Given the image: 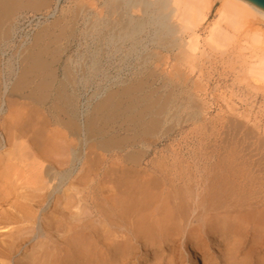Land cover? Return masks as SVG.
Listing matches in <instances>:
<instances>
[{"label":"bare ground","instance_id":"obj_1","mask_svg":"<svg viewBox=\"0 0 264 264\" xmlns=\"http://www.w3.org/2000/svg\"><path fill=\"white\" fill-rule=\"evenodd\" d=\"M51 1L46 0L45 2L46 8L48 7V9L49 8L51 9L53 7L54 4H52L53 1L52 2ZM213 1L214 0H78V1L76 0L77 2L76 4H79V3L82 4V7H81L82 14L81 15H83L85 10L87 9H88L87 11H90L92 9L97 11L99 8L102 10H106V13H105L106 17L105 16H102L101 18L97 17L101 21L95 22V25L93 24L91 25L92 28H89V31H93V33L95 34L94 38L98 34H100V32H103L102 28L103 29L105 28L104 29L105 31H107L108 30L107 28H109V31L104 33V38L102 40H104V43L105 42H107L108 44L112 43L117 53L124 51L125 52L124 55L126 57L133 52L135 55V52H137L135 47L141 44L142 42H146L144 49L147 48L148 44L150 43V46L153 47V50H151L152 53H150V50H149L148 54L147 53L146 54L151 55L154 58V60L151 58V56H149L148 58H151L153 61H158V60L162 61L163 59L165 60L167 59V58L162 59V56L164 57V55H161L162 53H160V51L159 52L157 51L159 49L161 51H165L166 54L168 55L174 56L173 57L174 60L176 59L179 62L182 61L181 63H183V61L187 59L191 60L192 63L193 61L195 62L196 60L195 63H197L198 62L197 57L201 55L205 50H209V49H205V46H208V48L211 47L212 48L211 50L213 49L214 51L221 50V51H224L225 53L227 52V48L229 44H231L229 42L232 39H234L233 38L235 36L234 33L240 30L239 28H241V25L243 26V24L249 23V25L251 26V28H249L250 32H248L250 33V38L248 37L250 40V43L246 39L244 40L248 42V43H245L246 45H250L249 49L252 50L250 51L251 54L245 55L244 57L243 55L242 56L239 55L237 60L239 59L240 56L243 58V59L240 58L242 60L241 65L239 66V68H237L235 67L236 64L235 66L233 64L232 68L235 71L234 75L236 79H238L239 81H246V80L247 82L248 80L252 81L251 84H253L254 88L261 89L264 91V10L252 5L246 0H219L220 2H222V7L219 10V13L217 14L218 17L208 27L206 34H204L205 37L203 36L204 37L203 39L202 35L199 33V30H201L200 28L206 24L209 18V15L212 11L211 10L212 3H214ZM138 11L139 12L141 11L144 17L139 18V16H137L136 14ZM100 13L101 15H103L101 11ZM117 14L122 15L121 19L120 17H118L120 20L114 18L118 16ZM124 16H126L125 19H127V22L125 20L126 24L123 23L122 21V17ZM87 17L88 16H82V18H80V16L79 17L76 16L73 19L67 20L66 22L68 24L70 23V25L73 24V27L77 28L82 24V22H83V25L86 24L85 20ZM92 19L94 20V18ZM88 21L90 22V20ZM67 23H66V26H67ZM85 27H86L85 29H88L87 28L88 26L85 25ZM248 33H246L247 35H245L244 37L248 36L249 35ZM102 37L103 35L101 36V38ZM235 39L238 40L237 37ZM244 40L243 42H245ZM238 42H242V41H238ZM246 45L245 46L243 45L241 48L245 49ZM101 47L103 46L101 45ZM125 47L129 48L128 50L129 52L127 51L128 48H125ZM224 53H222V55H224ZM113 55L115 56V54ZM120 55H123V52ZM234 58L235 57H233V59ZM147 61L150 62L149 60ZM225 62L229 63L228 60ZM155 63L157 64V62ZM160 63H158V65ZM198 63L200 64V62ZM96 64L97 63H94V65ZM158 65L156 67H158ZM195 65L190 64V70L188 71H191V72L189 73H192L194 71L195 67L197 66ZM152 66L155 67L154 65ZM142 67H143V61H142ZM178 68H174V71L172 70L173 73L170 71L171 73L168 75V77H165L164 75L165 73L163 74L164 77L162 75V77L165 78L166 79L165 81L167 82V83H164L165 85L168 84V82H172L171 84L175 85L177 84L178 81L181 83V86L186 85V81L189 80L187 79L189 76L186 78V76L183 75L185 71L182 70L183 72H181L180 67ZM154 69L156 71V68ZM144 70L145 69H143V71ZM200 70L202 69L200 68ZM155 71L154 73L156 74L157 72ZM11 72L12 70L9 71V73ZM145 72L146 70L144 71V73ZM151 73H153V71H150V74ZM94 74L91 73V75H94ZM135 74H137V72ZM153 74L149 76H153ZM159 74H162V72H160ZM185 74L188 75L187 73ZM138 77L139 76H137L136 78ZM129 80H132V79H130L129 77ZM140 81H143L142 78ZM152 81H150V83H152ZM85 82L87 81L85 80ZM115 82L117 83V80ZM122 82L124 83L126 81L124 80ZM129 82L131 83L132 81H129ZM143 82H142L143 84L140 83L141 85L137 83L138 85L132 86V87H130L131 85L129 84L130 86L128 85V87L130 88L125 87V85L128 83L127 82L125 85H122L123 87L121 88L119 93H115V92H118L117 88L121 87V86L118 87L117 85V88H116L117 91L114 90V92L112 91V93L109 94L112 96H109V95L106 96V98L108 96L110 98V100L107 102L108 104L105 101V104H103L102 106L100 105L103 109L104 108H106V110L108 109V111L109 110L111 112L115 111L117 114L121 113V116L124 114L123 111L125 112V114H127L123 118H125L127 121H130L127 124V127H128L127 136L128 137L129 135L133 136V134L134 135L138 134L137 131H139V128L142 126H145L143 124L144 118H145L144 116L145 115L148 116L147 115L148 111L150 114L155 113L156 114L155 116L161 115V116L167 117L166 120L168 121V123L169 122L171 123V121L169 120H172L173 118L175 119V117L173 118L168 117L170 115V112L172 113L173 108L171 107V105L174 104L173 100H175V98L172 100L173 96L171 97V93H168L169 90L167 91L168 95L166 94L165 97L162 96L163 94L162 93L163 91H162L161 92L162 94L160 95V98L158 97L157 102L152 101L154 102V105H155V103H158L159 101L161 102V100H159L161 99V96L162 98L163 97L165 98V102L163 103L162 101L161 103H159L158 104L159 106L157 105L158 107L156 106L155 109H154V106H152L151 102L150 103L148 102L152 100V98H150L149 96L148 98L145 97V99L143 97L146 95L144 96L140 95L138 97H134L135 92H138L137 94L143 93L144 85L145 84L147 85L145 81ZM163 82H164V79L162 80V83ZM193 84L194 85L192 86V89L198 88L200 90V86L197 87L198 83L195 84L194 82ZM149 85L147 86L149 87ZM181 86L179 85L178 87L181 88ZM173 87L177 88V85ZM173 87H171L170 92H172ZM165 88L167 89V87ZM154 90L155 89H153L151 91L152 93L148 95H151L152 97L153 94H155V91H157V90L155 91ZM190 91L192 92V90ZM73 92H74V89H73ZM156 94L157 96H159L157 92ZM70 95L71 94H69V96ZM74 95L75 94H73L72 96ZM186 95L188 96V94ZM189 96L191 99L192 96L191 95ZM7 98L4 100V102L8 104V107L9 105L13 106L11 104H13L14 102L8 101L9 99L7 100ZM23 98H26V97H23ZM113 98L117 100L121 98L124 99L123 102L125 101L126 105L124 106L123 111L121 110V105L123 104L121 100L117 101V102H121L118 104L114 102L116 105L115 107L117 109L118 108L120 109L119 113L117 112L118 110L117 111L115 110L116 108H113L114 105L113 106L110 105L111 103H113L112 102ZM69 100H71V103H70L71 104V107H70L71 115L70 116L72 119L75 118L73 120L71 118L70 119L72 121L79 120L81 126H83V123L84 122L86 123V121L88 120H85L82 122V119H81L82 114L79 111V108H77V106L74 105V103H76L75 101L76 99L73 100L70 97ZM1 102L2 101L0 99V108L3 104V102L2 104ZM143 102H145L144 104L146 106L143 108H140V105H141L140 103H143ZM192 103L193 105L195 104L194 102ZM180 104H181V108L183 109L186 107V105L188 106L190 103L188 104L180 103ZM20 107L24 109L23 111L24 114L20 110V112L19 111L17 112V113H20V115L19 116L17 115V116L23 119L16 118V120L14 121V119H12L11 117L10 119L8 117L9 119L6 120V119H3L0 114V205L1 206L4 205L0 209V224L13 225L14 228L17 230V232L11 233L6 239L1 238L2 240L0 241V250L4 251L2 253V256L12 259V255L16 250L20 251L24 249L25 247H27L28 243L31 242V238L27 236L26 237L22 236L23 234L27 232L28 233L32 232V233H35L36 235L44 236L45 238L44 243H46L47 245L45 247H42V251H40L36 257L30 258V259H27V258L21 259L20 262L16 264H133V263L136 264V262L138 261V258L141 257V255L143 256L145 254L146 256L148 254V251L151 250L152 248L155 250L156 249L155 247L161 246L162 242H166L169 239H173L175 237H180V239L181 237H183L185 238V240L188 239V241L190 242L192 240L194 243H197L200 239H205V240H209L213 242V244L215 245H219L220 242L222 243V241L229 235L232 236V234H236V233L241 234L242 232H244V229L246 228L247 229L251 228L255 234L257 233L256 235H258V233L259 234L264 233V207L259 208L257 206V204L264 202V200L260 199L257 202H250V200H248L249 198L252 199L251 198L252 193L256 192V190L250 188L255 182L254 181L255 176L253 175V173H251L252 169L248 170L251 174L244 169H242L241 172L238 171L237 168L232 169L231 168L232 166L230 165H234L235 160L233 164L231 162L227 163L226 161L225 166H218L216 170H214L215 168L208 169V167H204V170L202 168H197V170H194V171H191L190 168H189L190 171L169 170L166 167H165L166 169H164L163 167H162L163 169H151L152 168L151 167L150 170H145L143 168H136V167L131 168L127 166L128 165L127 162H129V160H131V162L136 160V163H137V161L142 158L143 154L142 155L140 154L141 158L139 157L140 159L137 160V158L134 157V155L139 156V152H142V148L140 146L141 150L139 151L138 149L139 152L136 154L135 152L136 150L131 149V147L133 148L136 144H134L133 141H132L133 144L128 141L129 143L127 142V147L129 146L131 151L133 150L135 151L129 152L127 154H125L123 151L122 154H124L125 156H119L121 157L122 164H124L126 167L123 165L121 166V168L113 169V166L111 165L112 166L111 169H104L105 167L103 168V164L100 161V165H99L100 169H96V167L98 166L96 163L98 162L97 160L96 161L94 160L96 158L93 159L91 157L94 151L93 150L94 144L92 142L93 138L90 137L91 142L89 143L91 145L93 144L92 153L90 152L89 154L90 149L86 150L88 153L85 152L86 154L83 159L84 153L82 154L80 152L81 150L80 151L79 149L77 150L78 144L75 143L76 140L73 137L78 139V141H81L80 139H83V138H80L79 136L80 130H77L78 123L75 124L76 122L74 121L75 123L73 124L72 122L70 126L65 121L63 116L59 113L58 109H53L52 105L50 108L47 106L49 109L46 108L43 111L34 110L35 112L31 111V109H33L32 107L31 109H28L27 102L26 104H22ZM182 109H180V111ZM175 110L176 109L174 108V112ZM134 111H135V115L137 113L136 111H138V115H139V116L137 115L134 116L133 119H136V121L131 118V116L134 114V113L132 114V112ZM193 111H191L192 114H193ZM174 112L173 114H171L172 116L174 115ZM194 113H195V116H199L198 110L194 111ZM113 114L115 113L112 112L110 116ZM130 114L132 115L129 116ZM154 117L153 118L150 117V118L154 119ZM123 118L120 121V123L124 121ZM162 118L159 116V118L156 117V120L153 121L156 123L155 125H157L159 128L161 124L159 125L157 123L162 122ZM151 119H148V120H151ZM131 120H133L134 122ZM164 120L165 119H163V121ZM153 122L151 123L148 121V123H151L152 126L154 124ZM50 124L51 125L54 124L57 128V130L56 128L55 130L53 128V131H49V133L53 132L51 136L49 133H47L48 132L47 129ZM147 124H146V130H144L145 129L144 128L143 129L144 132L142 131V129L141 131L145 133L146 135H150V133L151 134L153 133L151 130L154 131L155 129L152 128L150 130L151 124L149 125L150 126L149 128H147L148 127ZM60 127L61 129H58ZM65 127L67 128V130L69 129V131L71 132V135L70 136L68 135L69 138H67L65 135L66 130L62 132L63 131L62 129ZM147 130L148 132L149 131L151 132L147 134ZM83 132L88 133L89 131L87 132L84 130ZM117 132L119 131L117 130ZM84 133L81 136H83ZM117 135L118 133H116L114 136L116 137ZM142 136L143 135H141V137ZM115 137L113 138L115 139ZM133 137H129V139L130 138L132 139ZM88 138H86L87 141H89ZM104 138L105 140L103 141H106L107 140L106 137ZM100 142L101 141L99 140L98 144H100ZM139 142L140 140H138V143ZM121 143H119V145L118 143H116L118 145V146L116 145V147L123 148L122 145L124 144L121 145ZM102 144H104V142ZM64 145H65V149L63 148ZM91 145L88 146L86 144L88 148ZM120 145L122 147H119ZM219 146H221L222 148V145H219ZM97 147L99 146L97 145ZM214 148L216 149V146ZM225 149L228 150L227 148ZM143 150L145 151V149ZM218 150H221V149H218ZM62 151L67 153V155H64L65 153L63 152L64 157L66 156L65 158L59 157L61 156L60 153ZM227 152H226L227 155H225L224 157L230 155V154L228 155ZM97 153L95 152L93 157H96L95 155L98 156L100 152L98 154ZM219 153L220 152H218V154ZM232 153H234V151ZM218 154L216 155L219 156L220 154L219 155ZM100 156L101 155H99L97 159H100L101 158ZM202 158L203 157H201V159ZM236 158L237 157H235V159ZM160 159L161 158H159V160ZM246 159L248 158L246 157L245 161ZM222 160L225 161V159H222ZM191 161L193 162V160ZM198 161L200 163V160ZM216 161L217 160H215V162ZM78 162H82V165H83L81 166L82 168L79 172L77 170ZM116 162L118 161L116 160L115 163H113V165L115 164L116 166L117 165ZM161 163L163 162L161 161ZM211 163H208V164H211ZM139 164L140 162L138 161V165ZM254 164H257V163H254ZM238 165L241 166V164H238ZM250 166H253V165H250ZM250 166H246V167L249 168ZM233 168H235V166H233ZM261 186L262 184L260 185V187ZM50 187H52L51 191L49 190ZM263 188L262 189L258 188L257 192L259 191V193H261L262 191V193H264ZM80 194H83V198L88 202V207L92 215V218L88 222L81 221L77 210L76 211L74 210L76 206V201L77 199H79L78 197ZM263 196L264 195H262L261 197L263 198ZM50 202L54 207L52 208L53 209L52 212H50L51 210L49 211L48 210L49 208L46 207L47 204L50 205ZM77 203H78L77 206H79V202ZM6 206L10 210H7L5 208ZM77 206L76 208L79 209ZM252 206H254L255 209H251ZM47 220L57 221L55 223L56 224L55 227H62L60 229H63V230H60V231H64L62 232L63 234L61 233L62 235L59 234L60 235L59 236L58 234L52 233L53 227L51 226L53 225L50 223L51 226H49L50 224H47ZM256 235L253 234L252 238H254V236L256 238ZM236 236H241V235H236ZM236 236H234V238ZM262 236L263 238H260L261 241L262 239H264V234ZM244 237L245 236L243 235V238ZM258 237L257 239H259ZM252 238H251L252 244H250L251 246L254 244L253 242H255L254 239ZM178 241L180 240L178 239ZM228 241L229 240H227L226 242ZM231 241H233V239ZM206 242L205 244H207ZM241 242H242V239H241ZM257 242L259 241L256 240V243ZM228 244L229 242L224 245L222 244L221 245L222 249L216 248L217 250L220 249L219 252H214L213 250L214 247L211 249L213 251H211L210 249L208 250L206 247H204L203 250H205L206 248L207 251L210 252V255H211L210 259H212L211 261L212 264H253V261H251L252 259L250 256L251 254L246 253L245 250H244L245 253H243L242 249L240 250V247L243 245L240 246V244H238L239 245V246L237 245L238 247H230ZM232 244L230 243V245ZM235 244L237 243H234L233 245ZM248 245H249V242H248ZM261 245L262 244H260V246ZM185 246L187 245L185 244ZM201 246L199 250L200 249L202 250ZM164 248H168V247H164ZM169 249L171 250V247ZM253 250H255V248L252 249V251ZM156 252H158V250ZM259 253L260 254H258L259 255L258 260L261 259L260 257L264 254L263 253L261 255V251ZM197 256H199V254ZM155 257L156 256H154V258ZM256 257L257 256H255V258ZM169 259L170 258H168V260ZM253 259H254V255H253ZM201 260L203 259L201 258ZM149 261L150 260H148L147 262ZM170 261H172V259H170ZM255 263L257 264V262ZM193 264H198V263L194 261ZM202 264H203V261H202ZM208 264H210V262Z\"/></svg>","mask_w":264,"mask_h":264},{"label":"rangeland","instance_id":"obj_2","mask_svg":"<svg viewBox=\"0 0 264 264\" xmlns=\"http://www.w3.org/2000/svg\"><path fill=\"white\" fill-rule=\"evenodd\" d=\"M52 1L51 2H52V4L55 5V7L53 5V7L51 9L50 8L48 9V7L46 8V3H45L46 0H0V94H1L0 99L3 102V104L1 102L2 106L0 108V110H1L0 114H1V117L3 119L8 120L10 117L12 119H14V121L16 120V118L17 119H23L21 117L20 118L18 117L20 115V113H17V112L18 111L20 112V110H21V112L24 111V109H22L23 106L22 107H20V106L22 104H26V102H27L28 109H31V107L33 108V109H31L32 112H35L34 110H36V111L42 110L43 111L44 109H46L48 107L50 108L52 105V108L58 109L59 113L63 116L65 121L70 126H71L72 122H73V124L75 122H76L75 124L78 123V128L79 127L80 128L79 129L77 128V130H80L79 136H80V138H83V139H80L81 141H78V139H76L73 136L72 137L76 140L75 143L78 144L77 150L79 149V151L81 150L80 152L82 154L84 153L83 159L85 157V154L88 153L86 150L90 149L91 151L89 150V154H90V152L92 153V147H93L92 145L93 144H94L93 150L96 153L100 152L99 155H101L100 156L101 158L103 157L102 159L101 158L97 159L99 157V155L98 156L95 155L96 157H93L94 153H95L94 151H93V154L91 155V157L93 159L96 158L94 160L95 161L97 160V162L99 163L98 164L95 162L98 165L96 167V169H100L99 168L100 161L103 164V168L105 167L104 169H111L112 166H113V169L114 168H121V166H123L124 164H122L121 157H119V156H125L124 154H122L123 151L125 154H127L129 152H134L136 150L135 152L137 154L141 150L140 146L142 148V152H144V153L139 152V156L134 155V157H136L138 160L141 158L140 154L141 155L143 154L142 158L140 160H138L141 165L140 164L138 165V161L136 163V160H134L135 162L134 161L131 162V160H129V162H127V164H128L127 166H129L131 168L132 167L133 168H135V167L136 168H143L145 170H150L151 167H152L151 169H163V168L166 169L167 168L169 170H180V171H190V169H191V171H194V170H197V168H202L204 170V167H208V169H210V168L214 169L215 168L214 170H216L218 166H225L226 161H227V163L231 162L233 164V162L235 160L234 165H230V166H232L231 167L232 169L237 168V170L240 172L242 169L246 170L247 172H249L248 170L252 169L251 173H253V175L255 176V180H254L255 182L253 183V185L250 188L256 190V192H253L251 195V198L253 200L250 198L248 200H250V202H257L260 199L264 200V196H263V198L261 197L262 195H264V193H262V191H261V193H259V191L257 192L258 188L262 189L264 186V181H262V180H264V178H263L264 177L263 176L264 175V173H263L264 172V91L261 89L254 88L253 84H251L252 81L248 80V82H247V80L246 81H239L238 79H236L235 75H234L235 71L232 68L233 64H234V66L236 64L235 67L239 68V66L241 65V61H242L240 59V58H242L241 57L242 55L244 57L245 55L251 54L250 51H252V50L249 49L250 45L245 44L248 42L250 43V40H249L250 33H248V32H250L249 28H251V26L249 25V23L243 24V26L241 25V28H239L240 32L238 31L239 33L238 32L234 33L235 36L239 34L238 36H236L238 38V40L235 39L236 38L235 36L233 37L234 39H232L231 41H233V40L234 41L233 42L230 41L229 43H231V44H229L228 48L226 47L227 52L224 53V51H221V50H215L214 51V49L211 50L212 49L211 47L208 48V46H205V49H209V50H205L201 54L202 56L199 55L200 58H199V56L197 57V60H198V62H200V64L198 62L195 63L196 60H195V62L193 61V63H192V61L188 60V59L184 60L183 63H181L182 61L179 62L176 59L174 60V58H173L174 56L168 55V54H166L165 51H161L160 49L157 51L158 52L160 51V53H162L161 55H164V57L162 56V59L163 58H167V59L166 60L163 59L164 61L162 59H161L162 61H159V60L153 61L154 58L151 55H147L149 50H150V53H152L151 50H153V47L150 46V43L148 44L147 48L144 49L146 42H142L141 44H139L135 47V49L137 51V52H135V55L133 52L126 57L124 55V53H125L124 51H122L123 55H120V54H122V52L117 53L116 49L112 43L108 44L107 42H105L106 43L105 44L104 40H102L104 38V33L109 31V28H107L108 29L107 31L104 30L105 28L104 29L102 28L103 32H100L101 35L98 34L96 36L97 38L96 37L94 38L95 34L93 33V31H89V28H92L91 25H93V24L95 25V22L101 21L98 18H101L102 16L106 17V15H105L106 10H102L99 8L97 11H95L94 9L87 11L88 10L87 9L83 13V15H81L82 14V12H81L82 4L81 3L76 4L77 3L76 0H52ZM213 2L214 3H212V9H211L212 11L209 15V18H208L206 24L200 28L201 30H199V33L202 35L203 39L205 37L204 34H206L208 27L217 19V17H218L217 14L219 13V10L222 7V2H220L219 0H214ZM100 11L102 12L103 15H101ZM91 13H93V14H91ZM136 14H137V16H139V18L144 17L142 15L143 13L141 11L140 12L138 11ZM119 15L114 17V18L119 19L118 17H120V19H121L122 15H120V16ZM76 16H78V17L80 16V18H82V16H88L87 17L88 19L86 18V20H85V22H86L85 25L88 26L87 27L88 29H85L86 27H85V25H83L82 21H81L82 24L77 28H74L73 24L70 25V23L68 24L66 22L67 20L73 19ZM92 18H94V20ZM125 18H126V16L122 17L123 23H125V20L127 22V19H125ZM97 19H98V21H97ZM88 20H90V22ZM66 23H67V26H66ZM246 33H248L249 35L244 37L245 35H247ZM102 35H103V37L101 38ZM98 38H99V40H98ZM244 39H246L248 42H246ZM243 40L245 42H243ZM238 41H242V42H238ZM101 45L103 47H101ZM243 45L244 46L246 45L245 49L241 48ZM128 47H125V48H128ZM226 48H224V49H226ZM123 49H124V47H123ZM128 50H129V48L127 49V51ZM113 51H115V52H113ZM206 51H208V52H206ZM116 53H117V55H116ZM222 53H224V55H222ZM113 54H115V56ZM141 55L142 56L144 55V56L142 57ZM239 55H241V56L239 57V59H238L239 61H238L237 58ZM149 56H151V58L153 60L151 58H148ZM230 56H231V58H230ZM233 57H235L236 59L234 58L235 59L234 60ZM107 58H109V59H107ZM150 59L152 62L150 61ZM199 59L202 61H200ZM120 60L121 61L123 60V61L121 62ZM141 60L143 61V67H142V61ZM145 60H146V62H145ZM147 60H149L150 62H148ZM224 60L225 61L228 60L229 63L225 62ZM176 61H178L179 64ZM144 62H145V64H144ZM153 62L154 63L157 62V64L155 63L156 64L155 65ZM238 62H240V63H238ZM94 63H97V64L99 63V64L94 65ZM158 63H160L159 65H161V66H159ZM230 63H232V64H230ZM190 64L191 65H193V64L197 65V66L195 65L196 67L192 73H189L191 71H188V70H190ZM152 65H154L155 67H153ZM157 65H158V67H156ZM174 65H176L177 67ZM173 67L174 68L180 67L181 72L185 71L183 73V75H185L186 78L189 76L187 78L189 80L186 81L185 86L184 85L181 86V83L179 81L178 82L180 84L178 82L175 85L171 84L172 82H168V84H166L167 86L164 84V83H167L165 81L166 79L163 78L164 75H165V77H168V75L172 72V70L174 71ZM154 68H156V71ZM200 68L202 70H200ZM96 69H97V71H96ZM143 69L146 70L145 73H144L145 70L143 71ZM11 70H12V72L9 73V71H11ZM94 70H95V72H94ZM150 71H153V73L155 71L157 73L156 74L154 73L155 75L153 73L150 74ZM136 72H137V74H135ZM138 72L139 73L141 72V73L139 74ZM160 72H162V74H159ZM91 73L92 74L95 73V74L91 75ZM185 73H187L188 75H186ZM152 74H153V76H149ZM162 75H163V77H162ZM200 75L202 78L200 77ZM135 76L136 77L139 76L140 78L138 77L139 78L138 79ZM129 77L132 80H129ZM141 78L145 82L148 80L146 83H147V85L150 84L151 86L149 85V87H148L145 84L144 89H143L144 94L143 93L137 94L138 92H135V96L134 95L133 96L138 97L140 95L141 96L146 95L143 97L144 99H145V97L148 98V96H149L150 98H152V100L148 101V102L149 103L151 102L152 106H154V109H155L159 103H161L162 101H163V103L165 102L164 97L167 94V91L169 90L168 93H171V97L173 96L172 100L174 98H175V100H173L174 104L171 105V107L173 108L172 113L170 112V115L168 117H172V118L175 117V119L171 118L173 120V122H172V120L168 119L169 121H171V123L170 122L168 123V121L166 120L167 117H164L161 115L155 116L156 115L155 113L150 114L148 111L147 112L148 114L145 113L148 116H146V115L144 116L145 118H144L143 124L145 126H142L139 128L140 132L137 131L138 134L140 133L143 136L141 137L140 134H139V136H138V134H135V135L133 134L134 137L129 135V137H133L132 139L130 138L131 139L130 140L129 137L127 136L128 135L127 124L130 121H127L125 118H123V117H125V115H127L123 111V108L126 105V102L125 101L123 102L124 99H122V98L119 99L122 101L123 104L125 103L124 105L123 104L121 105V110L124 113L122 116H121V113H119L120 109L119 108L117 109L115 107L116 106L115 103L116 104L121 103V102H117V101H119L117 99L113 98V101H112L113 103H111L110 105L111 106L114 105L113 108H116L115 110L116 111L118 110L117 112L119 114H117L115 111H112L115 114L111 115L112 116L111 117L110 114H112V112L110 110L108 111V109L106 110V108L103 109L101 106L103 104H105V101L107 103L110 100L109 96H112V95H109V94L112 93V91L114 92V90H116L117 85H118V87L119 86H121V87L117 88L118 92H115V93H119V91L123 87L122 85H125L127 82L128 83L125 85V87H128L129 84L131 85V86L130 85L129 86L132 87V86H136V85L142 83L143 81H140ZM170 78H171V76H170ZM163 79H164V82L162 83ZM85 80L87 82H85ZM116 80H117V83L115 82ZM124 80L126 82L123 83L122 81H124ZM152 80L155 82H153ZM159 80H161V81H159ZM119 81H120V83H119ZM129 81H132V82L130 83ZM139 81H140V83H139ZM150 81H152V83L154 85L152 83H150ZM157 82H159V83H157ZM194 82H195V84L198 83L197 87L200 86V90L198 88H197L198 90L192 89ZM70 84H72V85H70ZM164 85H165V87H167V89L164 87ZM176 85H177V88L176 87L174 88L173 86H176ZM179 85L181 86V88L178 87ZM73 86H74V88H73ZM146 86H147V88H146ZM130 87H128V88H130ZM150 87L152 88V90L153 89L157 90V91L154 90L155 94H153L152 97H151V95H148V94L152 93L151 92L152 90ZM171 87H173L172 92H170ZM183 87H185V88H183ZM162 88H163V90H162ZM73 89H74V92H73ZM190 90H192V92ZM154 91H153V93H154ZM173 91H174V93H173ZM147 92H149V93H147ZM156 92L158 93L159 96H157ZM115 93H113V94H115ZM69 94H71V95L69 96ZM73 94H75V95L72 96ZM161 94H162V96H164L163 97L164 100L161 96V99H159V100H161V102L159 101L158 103H155V105H154V102H157L158 97L160 98ZM186 94H188V96ZM7 95H9L11 98ZM107 95H109V96L106 98ZM189 95L192 96L191 99H190ZM23 97H26V98H23ZM68 97L69 98L71 97L73 100L76 99L75 100L76 103H74V102L73 103H74V105L77 106V108H79V111L82 114L81 115L82 122L85 120H88V121H86V123L85 122L83 123V126H81L79 120L78 121L74 120L75 122L72 121L75 118L72 119L70 116L71 115V111H70L71 110V108H70L71 107V104H70L71 100H69ZM6 98H7V100L9 99L8 101L14 102L13 104H11V102H10V104L13 105V106L9 105V107H11V108H9L8 104L4 102V100ZM154 98L156 99V101ZM181 99H182V101H181ZM130 101H131V99H130ZM152 101H154V102H152ZM21 102H22V104H21ZM192 102L195 103L194 105L196 107L193 105ZM144 103L145 102L140 103L141 104L140 108H143L146 106ZM178 103L179 104L180 103H182V104L190 103L188 106L186 105V107L189 109V111L186 107L182 109L181 104L179 105ZM192 106L194 107V109ZM24 107H25V105H24ZM174 108L176 109L175 112H174ZM180 109H182V110L180 111ZM184 110H186V111H184ZM193 110L194 111L198 110L199 116H195V113ZM191 111H193L194 115L191 113ZM136 112H137L136 115L139 116L138 111H136ZM173 112H174V115L172 116L171 114H173ZM182 112H183V114H182ZM23 114H24V112H23ZM132 114H130L129 116L132 115L131 118L133 119L134 116H136L135 111L132 112ZM175 114H177V115H175ZM189 114H190V116H189ZM180 115H182V116H180ZM159 116L161 118L163 117L162 122L157 123L159 125L161 124L160 128L157 125H155L156 124L155 122H153L156 120V117L159 118ZM146 117L148 119H151L154 117V119L148 120ZM177 117L179 118V120ZM122 118L124 121H122L120 123ZM135 118H137V117H135ZM145 119H147L151 123L153 122L154 123L153 126L151 123H148V121ZM163 119H165V120L163 121ZM133 120L136 121V119H133ZM133 120H131V121H133ZM176 120H178V121H176ZM125 123H126V125H125ZM146 124L148 126L147 128H149L150 127L149 125L151 124L150 130L152 128L155 129L154 131L151 130L153 133L152 134L150 133V135H146L145 133H143L144 132L143 129L145 128L144 130H146ZM154 125L156 126V128ZM84 127H85V129H84ZM53 128L55 130L56 126L54 124H52V125L50 124L48 129H47V131H48L47 133H49V131H53ZM65 128L62 129L63 130L62 132H64L66 130L65 135L67 138H69V136L71 135V132L69 131V129L67 130V128L66 129ZM86 128H87V130H86ZM115 128H117V129H115ZM58 129H61V127ZM141 129L143 132L141 131ZM56 130H57V128H56ZM84 130L87 132L89 131V132L84 133L83 132ZM117 130L119 132H117ZM148 130H147V134H149V132H151V131L148 132ZM125 131L127 132V134ZM52 133L53 132L49 133L50 136L52 135ZM83 133L86 136V138L89 137L88 138L89 141L86 140L84 135L81 136ZM116 133H118V135L115 137L114 135ZM89 134H91L92 136ZM104 134H106V135H104ZM90 137L93 138L92 139L93 140L92 145L89 144L91 142ZM104 137H106V139H107L106 141H103V140H105ZM113 137H115V139ZM124 138L126 140L127 139H129V140L126 141ZM98 139L102 143L104 142V144H102L101 142H100V144H98V141H99ZM138 140H140V142H139L140 144H142V143L143 144L140 145L138 143ZM77 141H78V143H77ZM128 141L131 142L132 144H133V142H134V144H136L133 148L131 147V149H135V150L131 151L130 147L129 146H128L129 148L127 147ZM141 141H142V143H141ZM152 142H153V144H152ZM82 143H84V144H82ZM116 143H118V145H119V143H121V145L124 144V145H122L123 148H117ZM86 144L88 146L89 145H91V146L88 148L86 146ZM95 144H96V146H95ZM145 144H146V146H145ZM79 145H81V146H79ZM84 145H85V147H84ZM97 145L100 148L97 147ZM121 145L119 147H122ZM219 145H222V148ZM102 146L105 148L107 147L106 150ZM215 146H216V149L214 148ZM95 147H97V148H95ZM63 148L65 149V145ZM225 148H227L228 150H226ZM138 149H139V151H138ZM143 149H145V151ZM211 149H212V151H211ZM218 149H221V150L223 149V150L221 151ZM101 150H103V151H101ZM215 150H217V151H215ZM233 151H234V153H232ZM63 152L64 151H62L60 153L61 154V156H59L60 158L66 157V156L64 157V155H67V153L64 152L65 154L63 155ZM213 152H215V153H213ZM218 152H220L219 154L221 156L218 154ZM226 152L228 153V155L230 154L229 156H226L227 158L224 157L225 155H227ZM152 153H153V155H152ZM222 153L223 154L225 153V154L223 155ZM216 154H218L219 156H217ZM232 154H234V155H232ZM215 156L217 158L219 157L220 160H219V158L217 159ZM164 157L166 160L164 159ZM195 157H196V159H195ZM201 157H203V158L201 159ZM235 157H237V158L235 159ZM246 157L248 159H246V161H245ZM159 158H161V159L159 160ZM170 159H171V161H170ZM214 159L217 161L215 162ZM222 159H225V161ZM116 160L118 162H116L117 165L115 166V164L113 165V163H115ZM143 160L146 162H144ZM191 160H193V162ZM198 160H200V163ZM161 161L163 163H161ZM169 161H170V163H169ZM239 161H241V162H239ZM133 162L136 164H134ZM191 163H192V165H191ZM208 163H211V164H208ZM244 163L247 165H245ZM254 163H257V164H254ZM163 164H164V166H163ZM238 164H241V166ZM250 165H253V166H250ZM81 166H83L82 162H78V164H77L78 172L81 170V168H82ZM233 166H235V168H233ZM246 166H250V167L247 168ZM261 166H263V167H261ZM158 167H160V168H158ZM185 168H186V170H185ZM255 168H256V170H255ZM262 169H263V171H262ZM255 174H257V175H255ZM259 174H260V176H259ZM256 183H257V185H256ZM261 184H262V186L260 187ZM51 189H52V187L49 188L50 191H51ZM49 190H48V192H49ZM78 198L79 199H77V201H76V206L78 205L77 202H79V206H77L79 209H77L75 206L74 210L75 211L77 210V212L80 216V217L79 216L78 217L80 218L81 221L88 222L92 218L91 212H90L89 207H88V202L83 198V194H80ZM263 203L264 202H261V203L257 204V206L259 208H261V207L263 208L264 207ZM48 205L49 204H47L46 207H48L49 208L48 210L49 211L51 210L50 212H52V210H53L52 208H54L53 205L51 204V202H50V205L49 206ZM2 206H4V205H2ZM2 206L0 205V209L2 208ZM5 208L7 210H10L7 206ZM251 209H255V207L252 206ZM56 222L57 221H55V220L54 221L53 220H47V224L51 223L53 226H51V224L49 226L53 227V230H55V231L52 230V233L62 235L63 234L62 232H64V231H60V230H63V229H60L62 227H55ZM15 232H17V230L14 228L13 225L0 224V241L2 239H6L11 233H15ZM56 232H58V233H56ZM27 233L22 235L24 237L27 236V237L31 238V242L28 243L27 247H25L24 249H22L20 251L16 250L12 255V259L2 256V253L4 251L0 250L1 251L0 252V264H16V263H19L21 259L34 258L38 255V253L40 251H42V247H45L47 245L46 243H44L45 242L44 236H39V235H36L35 233H32V232L28 233V234ZM253 234L256 235L257 233L255 234L251 228L250 229L246 228V229H244V232H242L241 234L236 233V234H232V236L229 235L228 237H226L222 241V243L220 242L219 245H215V244H213V242H211L209 240H205V239H200L197 243H194L192 240L190 242V241H188V239L185 240V238H183V237H181V239H180V237H175L173 239H169L166 242H162L161 246L155 247L156 248L155 250L152 248L151 250L148 251V254L146 256H145V254L143 256L141 255V257L138 258V261L136 262V264H138V263L139 264H150V263L151 264H153V263L154 264H176V263L177 264H180V263L181 264H193L194 261L198 264H202V261H203V264H208L209 262H210V264H212V262H211L212 259H210L211 255H210V252L207 251V249L211 250L214 247L215 248V249L213 248L214 252H219L220 249L217 250L216 248H221L222 244L224 245V244H227L228 242H229L228 245L230 247H238L239 246L238 244H240V246L243 245L240 247V250L242 249L243 253L246 252L248 254H251L250 256L252 258L251 261H253V264H256L255 262H257V264H261V263L263 264L264 263V261H263L264 260V258H263L264 257V254H263L264 253V244H263L264 239H262V241H263L262 242L260 240V238H263L262 235L264 233L263 234L258 233V235H256V238H255V236H254V238H252ZM16 235H18V234H16ZM236 235H241L242 237L236 236ZM243 235L245 236L244 238H243ZM234 236H236L235 237L236 239L234 238ZM257 237L259 239H257ZM193 238H195V237H193ZM193 238H191V239H193ZM251 238L254 239V241H255V242H253L254 246L250 245V244H252ZM178 239L180 241H178ZM226 239L229 241L226 242L227 241ZM232 239H233V241H231ZM241 239H242V242H241ZM203 240L205 242L207 241L206 242L207 244H205V242ZM256 240H258L259 242L256 243ZM250 241H251V243H250ZM170 242H172L174 245ZM248 242H249L250 246L248 245ZM230 243L231 244L237 243V244H235V245L232 244L233 245L232 246V245H230ZM185 244L187 246H185ZM212 244H213V246H212ZM260 244H262V245L260 246ZM174 246H175V248H174ZM200 246H201L202 250L201 249L199 250ZM164 247H168V248H164ZM170 247H171V250L169 249ZM177 247H179V248H177ZM204 247H206L207 249L205 248V250H203ZM251 247H252V249L255 248V250H253L254 252L252 251ZM256 248H257V250H256ZM157 250H158V252H156ZM213 250H211V251H213ZM244 250H245V252H244ZM258 251L259 252L261 251V255L263 254L262 255L263 257L260 255L261 259H259V260H258V258H259L258 254H260V253ZM154 252H156V253H154ZM194 252H195V254H194ZM196 252L199 254V256H197L198 254ZM172 253H174V254H172ZM176 254L178 255V257ZM253 255H254V259L256 261L253 259ZM154 256H156V257L154 258ZM167 256H169V257H167ZM207 256H208V258H207ZM255 256H257V257L255 258ZM168 258L172 259V261H170V259L168 260ZM201 258L203 260H201ZM191 259H193V260L195 259V260L193 261ZM148 260H150V261L147 262ZM206 261H208V262H206ZM218 261H219V259H218Z\"/></svg>","mask_w":264,"mask_h":264},{"label":"water","instance_id":"obj_3","mask_svg":"<svg viewBox=\"0 0 264 264\" xmlns=\"http://www.w3.org/2000/svg\"><path fill=\"white\" fill-rule=\"evenodd\" d=\"M246 1L264 10V0H246Z\"/></svg>","mask_w":264,"mask_h":264}]
</instances>
